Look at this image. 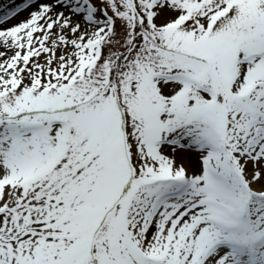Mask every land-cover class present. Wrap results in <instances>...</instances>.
Here are the masks:
<instances>
[{
    "label": "snow or ice",
    "instance_id": "snow-or-ice-1",
    "mask_svg": "<svg viewBox=\"0 0 264 264\" xmlns=\"http://www.w3.org/2000/svg\"><path fill=\"white\" fill-rule=\"evenodd\" d=\"M0 264H264V0L5 6Z\"/></svg>",
    "mask_w": 264,
    "mask_h": 264
},
{
    "label": "rangeland",
    "instance_id": "rangeland-1",
    "mask_svg": "<svg viewBox=\"0 0 264 264\" xmlns=\"http://www.w3.org/2000/svg\"><path fill=\"white\" fill-rule=\"evenodd\" d=\"M23 2V0H0V13H2L4 11L5 6H15L17 4H21ZM28 15L27 11H22L19 13L17 19H21L24 18ZM11 22H15V21H11Z\"/></svg>",
    "mask_w": 264,
    "mask_h": 264
}]
</instances>
